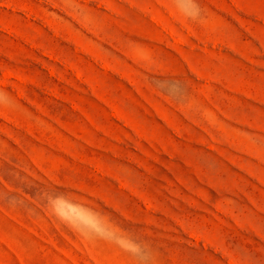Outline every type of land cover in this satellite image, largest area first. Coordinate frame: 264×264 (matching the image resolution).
Wrapping results in <instances>:
<instances>
[{"label":"rangeland","instance_id":"1","mask_svg":"<svg viewBox=\"0 0 264 264\" xmlns=\"http://www.w3.org/2000/svg\"><path fill=\"white\" fill-rule=\"evenodd\" d=\"M0 264H264V0H0Z\"/></svg>","mask_w":264,"mask_h":264}]
</instances>
